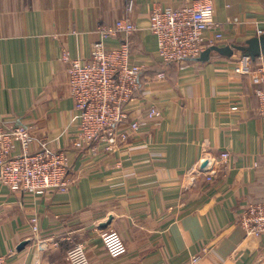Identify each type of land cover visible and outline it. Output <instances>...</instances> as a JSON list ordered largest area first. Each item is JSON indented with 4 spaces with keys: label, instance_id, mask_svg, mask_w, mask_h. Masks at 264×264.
<instances>
[{
    "label": "crops",
    "instance_id": "obj_1",
    "mask_svg": "<svg viewBox=\"0 0 264 264\" xmlns=\"http://www.w3.org/2000/svg\"><path fill=\"white\" fill-rule=\"evenodd\" d=\"M124 1L0 0V126H28L32 150H65L73 179L68 191L42 196L0 183V253L8 264H68L67 249L82 242L91 264H189L194 255L199 264H264V233L245 234L238 224L248 203L264 200V116L253 93L258 73L239 74L231 65L264 31V0H211L209 20L223 40L206 60L168 65L158 62L149 12L154 3L175 8L186 0H132L138 29L131 58L143 72L130 115L151 104L162 115L128 130V140L111 152L76 150L80 115L62 56L87 59L98 29L123 15ZM118 42L111 37L106 45ZM260 64L264 50L252 58L253 68ZM233 104L238 111L229 110ZM223 150L230 153L225 170L216 161ZM19 151L17 145L13 154ZM206 154L214 160L210 181L189 172ZM33 216L40 250L32 245ZM110 229L127 247L119 257L102 244L101 233Z\"/></svg>",
    "mask_w": 264,
    "mask_h": 264
},
{
    "label": "built area",
    "instance_id": "obj_2",
    "mask_svg": "<svg viewBox=\"0 0 264 264\" xmlns=\"http://www.w3.org/2000/svg\"><path fill=\"white\" fill-rule=\"evenodd\" d=\"M212 9L211 0H186L175 8L154 3L149 12L148 28L156 38L158 62L168 65L197 60L206 49L223 40L221 30L209 20ZM132 10L133 1L125 0L123 15L112 25L98 29L99 40L91 44L87 59L70 57L67 52L62 56L66 62L69 94L80 115L77 136L71 143L73 149L111 152L128 140V130L135 132L162 115L161 109L154 104L133 118L130 115L128 106L141 89L143 72L142 65L131 58L132 35L138 29L130 18ZM210 29H214L212 36L207 35ZM262 34L264 31L259 29L258 36ZM111 37L118 39L116 46L106 45V40ZM231 65L239 74L258 73V84L253 93L258 101L257 111L264 116V65L253 68L252 57L244 52L235 57ZM155 78L161 81L165 79V73L160 71ZM238 109L237 104L229 108L233 112ZM35 141L34 133L26 125L0 126V183L13 193L32 196H42L50 189L62 193L68 191L73 179L69 175L67 152L48 147L32 150ZM17 145L20 151L13 154ZM229 158L228 150H223L216 159L218 168L225 170ZM189 172L204 174L210 181L215 172L214 160L206 154ZM29 224L33 248L40 250L43 241L38 235V218L31 217ZM238 224L245 234H263L264 200L248 203ZM101 240L111 257H119L127 251L123 238L115 230L102 232ZM65 258L68 264H91L82 242L72 244ZM0 264H8L5 254L0 253ZM189 264H199V256H191Z\"/></svg>",
    "mask_w": 264,
    "mask_h": 264
},
{
    "label": "water",
    "instance_id": "obj_3",
    "mask_svg": "<svg viewBox=\"0 0 264 264\" xmlns=\"http://www.w3.org/2000/svg\"><path fill=\"white\" fill-rule=\"evenodd\" d=\"M242 50H244V53H247L248 55H250L252 58L256 55L259 54L260 50H264V34L254 37L250 40L249 42V47L246 48H241ZM212 49L208 48L206 49L199 58H197V60H206L209 57V53ZM232 50L227 49L226 51H222V52H226V53H231ZM203 165H205V162L203 163ZM27 244L26 241L21 242L20 244H18L17 248L21 249L23 246H25Z\"/></svg>",
    "mask_w": 264,
    "mask_h": 264
},
{
    "label": "trees",
    "instance_id": "obj_4",
    "mask_svg": "<svg viewBox=\"0 0 264 264\" xmlns=\"http://www.w3.org/2000/svg\"><path fill=\"white\" fill-rule=\"evenodd\" d=\"M141 78H142V75H141Z\"/></svg>",
    "mask_w": 264,
    "mask_h": 264
}]
</instances>
